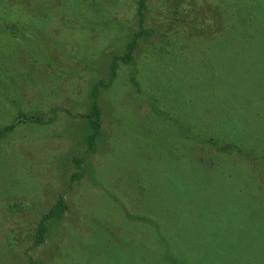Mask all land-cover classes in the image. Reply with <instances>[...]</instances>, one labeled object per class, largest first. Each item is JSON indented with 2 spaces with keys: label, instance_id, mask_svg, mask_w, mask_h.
<instances>
[{
  "label": "rangeland",
  "instance_id": "374dc122",
  "mask_svg": "<svg viewBox=\"0 0 264 264\" xmlns=\"http://www.w3.org/2000/svg\"><path fill=\"white\" fill-rule=\"evenodd\" d=\"M0 264H264V0H0Z\"/></svg>",
  "mask_w": 264,
  "mask_h": 264
},
{
  "label": "trees",
  "instance_id": "16d2710c",
  "mask_svg": "<svg viewBox=\"0 0 264 264\" xmlns=\"http://www.w3.org/2000/svg\"><path fill=\"white\" fill-rule=\"evenodd\" d=\"M135 47V39H133V41L130 43V45H129V49L131 50L132 48H134ZM27 120H30V121H37V118L35 117V116H24ZM94 125H95V122H94ZM13 127V124H11V125H9V126H7L6 128H5V130H8V129H11ZM97 131H98V128L93 132V133H91V135L89 136V143L91 144L92 142H93V139H94V137L96 136V133H97ZM64 207H65V205H64V203H63V200H60L57 204H56V206L53 208V209H51L48 213H47V215L46 216H53V215H55V214H57V213H59L57 210H64ZM44 230H45V227L43 226V224L42 223H40L39 224V232H40V235H43V233H44Z\"/></svg>",
  "mask_w": 264,
  "mask_h": 264
}]
</instances>
